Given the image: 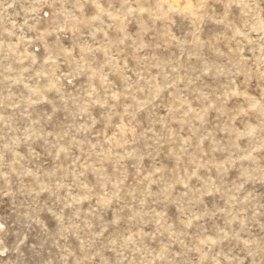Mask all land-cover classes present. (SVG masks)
Returning a JSON list of instances; mask_svg holds the SVG:
<instances>
[{
	"label": "rangeland",
	"instance_id": "rangeland-1",
	"mask_svg": "<svg viewBox=\"0 0 264 264\" xmlns=\"http://www.w3.org/2000/svg\"><path fill=\"white\" fill-rule=\"evenodd\" d=\"M0 264H264V0H0Z\"/></svg>",
	"mask_w": 264,
	"mask_h": 264
}]
</instances>
